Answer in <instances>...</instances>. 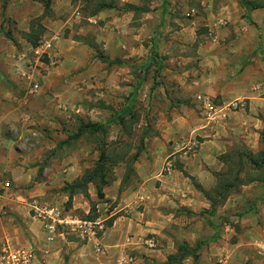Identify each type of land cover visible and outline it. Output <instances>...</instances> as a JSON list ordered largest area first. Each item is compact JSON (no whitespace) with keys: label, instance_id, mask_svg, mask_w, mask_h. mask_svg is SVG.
I'll return each mask as SVG.
<instances>
[{"label":"crops","instance_id":"crops-1","mask_svg":"<svg viewBox=\"0 0 264 264\" xmlns=\"http://www.w3.org/2000/svg\"><path fill=\"white\" fill-rule=\"evenodd\" d=\"M138 2L116 0L115 9L87 18L98 31L94 36L101 56L94 55L91 48L83 44L80 37L84 35L80 31L67 39L55 35L53 39L58 40L53 52L60 59L58 65L43 73H28L27 79L22 78L19 90L21 93L25 91V96L14 99L19 100L17 107L8 104V113L2 120L8 126L19 128L20 132L31 128L35 136L45 127L60 132L59 135L51 132L54 139L39 135L35 143H41V149L32 153L17 149L5 152V145L1 144L5 138L0 134V176L6 178L3 182L10 184L8 189L0 192V256L3 249H8L29 253V264H167V258L177 252V244L186 243L193 247L196 242L213 236L215 230L210 226H219L209 214L197 224L187 218L188 213L198 214L209 208L208 201L195 185L204 191L214 186L215 173L223 170L220 157L230 151L233 142L241 141L252 154L261 150L264 98L259 96V86L258 89L250 87L252 79L249 76L230 71L225 75L195 71L191 74L192 79L181 81L180 76L169 72L168 80L171 81L166 86L175 90L177 98L192 96L193 92L200 91L211 97L219 96L221 106L236 99H244L245 104L241 103L243 107L231 110L213 122L202 117L198 107L200 118L192 115L191 111H183L181 107V114L173 112L170 118L157 123L155 133L144 137L145 149L133 166L138 181L129 186L130 198L124 206L118 204L111 211L103 209L108 215L98 214L94 220H89L79 211L82 210L85 216L89 214V207H86L85 200L82 201L84 197L81 194H75L68 200L64 188L87 168L75 161L74 152H65L71 140L79 138L76 135L79 127L87 123L106 127L118 124V121L111 120L115 110L133 109L130 96L134 95L139 84L135 82L134 74L144 72L151 63L159 61L153 52L156 45L147 39L151 38L149 32L158 27L166 10L162 3L145 8L137 30L131 22L140 11ZM126 4L134 8L126 10ZM54 12L56 15L61 10L57 7ZM70 20L74 21L70 17L62 24L64 28H70ZM245 33L243 36H253L251 29ZM212 48H215L214 45ZM209 55L208 60H212L216 56L215 50ZM213 61L219 64L222 59L219 57ZM35 82L38 89L32 94L30 84ZM172 82L176 85L172 86ZM199 95L204 94L195 96L197 106L196 97ZM211 97L209 99L213 100ZM171 101H166L164 107L175 111ZM73 125L76 128L74 134L71 133ZM34 145L28 144L29 149ZM42 149L51 150L48 156L62 159V163L45 164L40 156ZM112 184L113 190H103L102 193L104 198L115 200L121 179ZM91 185L88 186L90 198ZM254 185L259 187V201L248 212L252 228L246 232L252 233L259 225V257L256 256V249H241L239 253L242 255L253 254L241 259L240 254H236L237 249L232 252V249L218 247L215 241H220L222 237L218 231L216 239L198 250L196 259L188 256L179 264H264V182ZM49 200L53 202L47 204ZM61 202L68 203L71 208L62 210L58 205ZM139 205L142 209L138 211L136 208ZM127 206L130 208L129 215L118 216ZM33 207H49L99 223V230L95 233H75L58 228L50 235ZM96 212L99 213V209ZM102 218H113L111 226H102ZM205 224L212 231L205 228ZM235 254L242 260L241 263H238Z\"/></svg>","mask_w":264,"mask_h":264},{"label":"rangeland","instance_id":"rangeland-1","mask_svg":"<svg viewBox=\"0 0 264 264\" xmlns=\"http://www.w3.org/2000/svg\"><path fill=\"white\" fill-rule=\"evenodd\" d=\"M259 1L264 6V0ZM157 3H162L166 12L165 15L162 14L158 27L149 32L151 38L147 41L152 40L156 45L153 52H155L159 61L151 63L150 67L148 66L144 72L140 71V73L136 72L134 74L135 82L139 84L133 92L134 95L130 96V105L133 108L131 109L132 114L125 115L122 126L117 123L116 125L110 124L107 127L105 126V130L95 131L92 134L87 129L78 139H72L65 149L66 153L69 152L68 150H70V154L74 152L76 162L87 168H92L98 158L99 150L103 148L106 154L110 156L106 168H108V179L111 180L103 190H113V181L118 178L121 179L122 184L117 190L115 200L104 198V196L102 199H98L95 187L93 185L89 187L92 197L83 198L82 201L87 202L88 206L86 207H89L88 216L92 220L98 214L108 215V212L105 213L103 209L111 211L118 204L123 206L126 204L130 198L129 186L135 185V182L138 181L135 174L129 175L126 173V162L131 161L130 156L134 155L136 151L140 150L141 152L145 149L143 138L155 133L157 123L170 118L173 112L181 114L179 111L181 107L183 111H191L192 115L200 118L198 106L195 105V96L197 94H204L206 97L209 95L196 91L192 93V96L175 97V90L168 89L166 86V83L169 84L171 81L168 80L170 77L169 72H172V75L180 76L181 81L192 79L191 74L195 71L201 74L205 72L208 75H213L215 72L220 73V75H225L229 71L232 73L237 72L240 76H249L252 79L250 80V87L259 86V96L264 98V90H261L264 89V7L251 13L252 20L256 25L253 26L245 19V12L240 0H139L137 5L142 10L134 15L131 26H136L138 30L139 25L142 23L140 19L145 12V8ZM57 7L61 10V13L55 15L54 9ZM83 7L80 1L72 4L70 0H66V2L65 0H50L49 12L44 13V3L41 0H0V121H2L0 134L4 135L5 138L1 142L5 145L3 146L5 152L17 149V151L32 153V151H37L38 148L41 149V145H39L41 143H35L39 135L46 139H52L53 136L50 134L54 131L59 135V130L49 129V127L43 128L40 132L33 127V130L39 132V135L36 134L37 136L33 131H30L31 128H29V131L24 129L20 132L19 128L8 126V124H5V120L2 119L8 113V104L17 107L19 100H15L25 96V91L21 93V90H19L20 83L23 81L22 78L27 79L22 76L23 74L28 76V73H43L47 69L55 68L58 65L60 59L53 52L56 50L58 38L67 39L80 31L84 35L80 37L83 44H87L94 55H101L100 47L95 43L94 36L98 31L95 24L88 22L87 13L83 10ZM65 8L66 12H63ZM70 17L74 21L70 20V23H72L70 28H64L62 24ZM33 21H36L34 30L37 32L40 33V28H37L38 24L45 28L38 46L44 42L51 43L52 47L47 50V53L36 52L38 46L32 48L25 40L24 35L30 31ZM247 29L252 30L253 36H243L246 34ZM55 35L58 37L56 41L53 39ZM143 44H146V42ZM213 45L215 48H212ZM230 49H233V51L230 52ZM214 50L216 56L212 60H208L210 52H214ZM219 57L222 61H219V64L214 63L213 60ZM175 83L172 82V86L176 85ZM168 87L171 86L168 85ZM19 93H21L20 96ZM93 96L96 97L94 94ZM211 98L213 104L222 105L219 96ZM168 100L176 108L175 111L165 109L164 104ZM235 101L245 104L244 99H236ZM182 104L183 106H181ZM119 108L121 109V105ZM120 111L115 110V113L117 114ZM75 129L74 125L71 126V133L74 134ZM55 137L57 136L55 135ZM30 143L35 145L29 149L28 144ZM240 145L244 144L241 141L233 142L230 150H236ZM41 151V160L45 161V164L62 163V159L57 160V157H53V155L48 156V151L51 150L42 149ZM126 159L128 160L126 161ZM134 164L135 162H131L128 167H133ZM256 172H250L248 176L247 171L244 172V176H242L244 181L249 180V177L256 178L257 181L244 185L246 188L239 187L237 191L231 192L224 201L217 200L219 202L214 213L210 214L213 221L219 224L216 229L220 231L222 236L221 240L215 241V243L222 249H232V252L237 249L236 254H240L241 259L253 255L252 252L249 256L239 253L244 248L247 250H250V248L256 249V256L259 257L257 254V251H259V225L254 227L252 233L246 232L248 228H252L250 224L252 220L248 216V212L259 201V187L254 185L256 182L259 183V174ZM123 179L124 186H122ZM5 180V177L0 176V182ZM52 202L49 200L47 204ZM58 205L62 210L71 208L66 202H61ZM97 205L99 206L96 207ZM139 206L136 208L138 211L142 209V206ZM97 209H99V213L96 212ZM129 209V206H127L117 215L128 216ZM79 211L85 217L83 211ZM206 214L204 212L203 214L188 213L187 218L197 224L201 218H206ZM207 216L209 215L207 214ZM243 216H245L244 220H242ZM109 220L104 218L101 225L106 227ZM241 225H245V227ZM204 227L208 228L207 224ZM205 228L203 229L205 230ZM210 228L213 229L212 226ZM238 255H236L237 260H239L238 263H241L242 260L239 259Z\"/></svg>","mask_w":264,"mask_h":264},{"label":"trees","instance_id":"trees-1","mask_svg":"<svg viewBox=\"0 0 264 264\" xmlns=\"http://www.w3.org/2000/svg\"><path fill=\"white\" fill-rule=\"evenodd\" d=\"M44 3V13L49 12V4L50 0H41ZM80 1L83 4V10L87 13V18L96 16L99 12L111 10L116 8V0H70L72 4ZM240 4L245 12V19L251 25L256 26L254 21L252 20L251 13L255 10L261 9L263 4L259 0H240ZM134 8L132 5H125L126 10H130ZM142 8H140V11ZM33 21L30 26V31L25 34L26 42L32 47L36 48L38 43L40 42V37L44 32L45 28L38 24L37 28H40V33L34 30ZM101 56V55H99ZM156 57V54H154ZM131 109H123L119 113L115 114V116L111 119L113 121H118L119 125H123L125 115L129 114ZM110 122V121H109ZM89 129L90 134L95 131L105 130V126L94 125V124H85L81 125L78 129V133L76 135H82L84 131ZM87 133V132H86ZM144 139V138H143ZM261 145L262 148L256 154H252L245 145H240L236 150L231 149L226 154L220 157V160L223 164V170L215 173V184L214 186L204 191L198 185H195L197 190L201 191L205 197V199L209 203V208L207 210L201 211L198 214H212L214 213L215 207L219 201H224L231 192L237 191L239 187L249 184L253 181H257L256 178L249 177V180L244 181L243 177L244 172L247 171V176L250 175V172H256L259 174V181L264 182V132L261 133ZM142 143V140H141ZM140 150L136 151L134 155L130 156V160L127 163V168L125 167V171L127 174L134 175L133 167H128L132 162H136L139 155ZM110 156H108L103 148L99 150L98 158L94 163L92 168H86L83 173L76 178L72 183L66 185L64 190L68 194V200H71V197L75 194H81L84 198L88 199V186L92 184L95 187L96 195L98 199L103 198L102 190L104 187L108 186L111 180L108 179V168H106V163ZM128 159H126L127 161ZM127 176V175H126ZM122 184V183H121ZM124 186V179L123 185ZM121 186V187H122ZM85 218L92 220L88 215ZM112 219H110L107 223V227L111 226ZM215 230L212 237L200 240L195 243L193 247H189L186 243L177 244V252L173 255H170L167 258V264H179L186 257L191 256L192 258H197L198 250L209 241H212L218 237V231L216 227H213Z\"/></svg>","mask_w":264,"mask_h":264},{"label":"built area","instance_id":"built-area-1","mask_svg":"<svg viewBox=\"0 0 264 264\" xmlns=\"http://www.w3.org/2000/svg\"><path fill=\"white\" fill-rule=\"evenodd\" d=\"M51 48L50 43L44 42L36 49V52L47 53V50ZM27 78L25 74L22 75ZM30 92L33 94L37 91V83H31ZM258 89V87H254ZM198 108L208 122H213L220 117H224L226 113L231 110H236L243 107L240 101H234L231 104L224 106H218L213 104L209 97L199 95L196 97ZM191 147V146H190ZM190 147H188L190 149ZM10 187L9 182H0V192ZM33 210L38 214V218L43 222L45 229L50 235H52L58 228H65L72 230L73 232H90L95 233L99 223L83 220L77 217L58 212L53 208L33 207ZM31 255L23 252H11L8 249H3L0 256V264H29Z\"/></svg>","mask_w":264,"mask_h":264}]
</instances>
